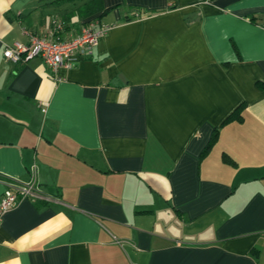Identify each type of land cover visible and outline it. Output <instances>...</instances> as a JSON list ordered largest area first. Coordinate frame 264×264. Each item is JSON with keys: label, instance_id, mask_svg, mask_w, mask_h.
<instances>
[{"label": "crops", "instance_id": "crops-1", "mask_svg": "<svg viewBox=\"0 0 264 264\" xmlns=\"http://www.w3.org/2000/svg\"><path fill=\"white\" fill-rule=\"evenodd\" d=\"M102 1L0 0V197L48 198L4 214L0 264H264V0ZM98 17L70 68L3 55Z\"/></svg>", "mask_w": 264, "mask_h": 264}, {"label": "built area", "instance_id": "built-area-1", "mask_svg": "<svg viewBox=\"0 0 264 264\" xmlns=\"http://www.w3.org/2000/svg\"><path fill=\"white\" fill-rule=\"evenodd\" d=\"M107 30V25L93 20L86 23L80 32L69 40H60L59 38L49 40L34 35L30 36L28 44L14 42L12 46L6 47L3 55L14 63L39 56L55 74L61 67L70 68L77 57L86 56L91 47L97 44L99 37ZM6 185L0 197V223L4 214L13 208L20 199L29 198L33 201L48 199L40 192L34 178H30L26 182L12 181Z\"/></svg>", "mask_w": 264, "mask_h": 264}, {"label": "trees", "instance_id": "trees-1", "mask_svg": "<svg viewBox=\"0 0 264 264\" xmlns=\"http://www.w3.org/2000/svg\"><path fill=\"white\" fill-rule=\"evenodd\" d=\"M77 1H80L81 3L77 6L73 5V10L72 13H70V15L73 14H77L80 18H88L91 17L93 15H96L98 13L102 14L105 11H107V9L104 8L103 5V1L102 0H68L69 3H73L75 4ZM134 17V15H130L127 16L125 18V20H131ZM97 20L99 19L96 18ZM100 22V20H98ZM240 110H241V105L238 106L229 116L228 118H226V121H231L233 119L236 120H241V115H240ZM217 137V132H214V134L212 135V138L210 139V141L208 142V147H210L213 142L216 140ZM36 203H46V200H36Z\"/></svg>", "mask_w": 264, "mask_h": 264}]
</instances>
